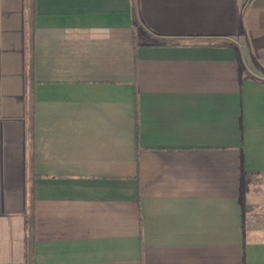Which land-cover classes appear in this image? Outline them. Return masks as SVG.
Segmentation results:
<instances>
[{
  "label": "crops",
  "instance_id": "obj_1",
  "mask_svg": "<svg viewBox=\"0 0 264 264\" xmlns=\"http://www.w3.org/2000/svg\"><path fill=\"white\" fill-rule=\"evenodd\" d=\"M0 264H264V0H0Z\"/></svg>",
  "mask_w": 264,
  "mask_h": 264
}]
</instances>
